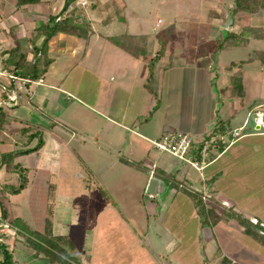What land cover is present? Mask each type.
Here are the masks:
<instances>
[{
  "label": "crops",
  "instance_id": "0c3cea01",
  "mask_svg": "<svg viewBox=\"0 0 264 264\" xmlns=\"http://www.w3.org/2000/svg\"><path fill=\"white\" fill-rule=\"evenodd\" d=\"M79 1L85 2V5L81 6L83 12L77 7ZM79 1L74 0L61 13L64 0H0V154L28 148L26 145L31 142V139L24 142L21 138L9 140L5 136H12V133L17 132L19 136L27 138L32 131H37L41 144L33 153L39 149L47 151L46 154L51 152L47 156L53 162L62 161L73 167L77 164L88 168V161L99 157L101 163L109 167L119 163L133 167V164H126L123 160L132 163L134 161L119 154L120 152L145 156L149 147L154 148L152 141L157 140L166 130H180L191 137L188 155L199 161L200 153L204 151L203 163L195 168L197 174L192 177L189 172L181 173V166L178 164L161 165L153 161L147 187V194L153 196L145 195L146 199L151 201L146 204L147 208L153 212L159 195L170 190V182H176L185 192L194 184L204 185L203 182L208 179L212 180L210 183L214 188L213 196L228 202L230 209L245 213L241 215L251 214L253 209L246 207L242 201L250 197L255 200L253 194L264 191V182H258L257 179L258 190L251 188L247 194L246 189L250 187L248 178L242 177L247 169L253 167V155L248 152L253 145L251 140L247 141L252 135L242 130L246 126L247 117L255 110L254 113L259 115L260 111L257 108L252 109L244 99L230 95L229 78L236 67H226L235 62L229 60V65L225 67L228 70L225 71L224 68V76H220L217 74L218 68L214 69L217 56L212 57L211 48L205 47L199 51L198 45L208 43V40L220 39L223 30L234 31L237 28L239 31L245 27L262 29L264 24H261V17L264 9L251 14L237 12L229 15V21L224 25L225 20L219 17H225L224 10L231 7L232 0H199V8L202 11L200 17L204 19H187L190 24L199 25V28L188 26L187 33L190 28L191 34H197L199 30L204 33L194 39L197 40L194 47L186 41L184 48L169 42L166 36L162 37L165 40L163 50L154 63L151 90H147L144 87L146 64L158 49V34L151 35L141 27L139 31L128 32V20L124 15L126 5L121 0ZM222 1L225 3L222 4ZM90 2H93V8L89 7ZM72 7L81 12L80 17L86 22L89 30L88 35L82 38L56 32L46 40L44 54H40L38 50L36 55V48L41 49L45 39L43 27L51 25L49 18H63ZM157 24H161L158 19L154 25ZM171 28L173 29V26ZM124 34L132 35L137 45L144 47V56L130 55L108 40L111 36L119 37ZM222 49L224 48L219 49V52ZM256 51L264 52L263 49H253L251 55L247 54L246 58L239 61L247 60ZM37 57L39 70L45 59H48L49 63L36 79L20 77L18 69L15 73L10 72L17 65L28 64ZM251 62H257L259 66L254 71L258 75L256 81L261 85L264 81V62L258 59ZM214 71L215 75L211 74ZM182 73L186 79L189 78L186 94H181L174 88V83H171V77ZM240 82L245 93L244 82ZM213 83H218L219 92L223 97L213 98ZM195 86L197 88H194ZM11 92L18 95L14 101L10 100ZM196 92H199L198 95ZM159 99H162V102H159ZM164 99H171V102ZM236 118H239L240 122ZM97 123L102 125L101 129L87 130L88 126ZM84 124L87 127H84ZM254 124L255 129L260 127L258 123ZM256 136H264V132H256ZM240 141L242 144L237 145L236 142ZM36 143L37 140L34 144ZM18 156L13 158L14 163H18ZM0 173L4 174L3 171ZM164 175L167 179L162 181L160 176ZM226 175L228 177L224 182L222 178ZM163 185L166 188H163ZM226 187H231L233 193L227 194L224 190ZM238 193L243 195V198L238 197L242 201L234 200ZM49 194L48 189L47 195ZM107 204L114 208L113 204ZM254 207V210L258 209L257 206ZM104 208H107L104 214L111 213L107 205ZM117 220L121 221L120 218ZM121 222H117L121 226L120 231L130 239L126 245L127 250L134 255L135 249L141 250L143 247L138 231L131 226H122ZM233 229L237 232L236 228ZM111 237L103 236L102 246L105 243L104 246L108 248ZM19 238H22V235ZM85 245L90 248V244L85 242ZM114 245L115 243L113 248ZM226 248L230 251L228 245ZM18 251V255H12L15 263L49 264L42 253L32 256L33 250L27 245L22 244V250ZM252 256L255 257L253 254ZM17 258L20 261H17Z\"/></svg>",
  "mask_w": 264,
  "mask_h": 264
},
{
  "label": "rangeland",
  "instance_id": "374dc122",
  "mask_svg": "<svg viewBox=\"0 0 264 264\" xmlns=\"http://www.w3.org/2000/svg\"><path fill=\"white\" fill-rule=\"evenodd\" d=\"M121 1L126 5L124 15L128 20L126 28L128 32H135L142 28L151 35L156 33L161 34V38L166 36L169 38V42L182 45L183 48L186 41L194 47L197 41L194 39H198L201 33H204L203 30H199L200 32L197 34H191V28L193 26L199 28V25L190 24L187 20L191 18L204 19V17H200L202 11L199 8V0ZM224 1L222 4L225 3ZM81 6L83 7L79 1L77 7L83 12ZM224 11H226L225 17L219 18L225 20V25L229 21L227 18L230 11L228 9ZM262 16L261 24H264V11ZM157 19L161 24L155 26L154 23ZM205 19H207L206 16ZM190 25L191 28L187 33V27ZM260 30L264 32V27ZM226 32L229 31L221 32L222 38L226 36ZM230 32L233 34L230 40H234L238 45L223 47L224 49L219 52V49L216 48L217 40L214 39L208 40V43L199 44V48L197 47L199 51L205 47L211 48L212 57L217 56L214 69L218 68L217 74L220 76H224L225 71L228 70L225 67L229 65V60L238 63L239 60L246 58L247 54L251 55L253 49L264 50V40L252 38L250 31L243 29L238 31L235 28ZM187 34H189L188 37ZM168 48H170L169 45ZM231 67H236L235 71L240 73V81L244 82L242 83L245 93L240 97L236 96V98L244 99L252 109L257 108L260 111L259 115L254 113L255 110L254 114L247 117L246 126L242 130V132H249L252 135L247 141L251 140L253 145L251 151L248 150L249 154L253 155V167L247 169L242 177L248 178L247 182L250 185L246 189L248 194L251 188L258 190L257 179L258 182H264V136H256V132H264V81L261 85L256 81L258 75L254 70L259 67L257 62L239 66L232 65ZM184 73L171 75L173 76L171 83H174V88L178 89L181 94L185 93L188 88L187 79L189 78L186 79ZM214 73L215 71L211 74ZM211 90L215 91L214 99L223 97L219 92L218 83H213ZM198 93L195 94L198 95ZM164 100L171 102V99ZM159 102H162V99H159ZM236 120L240 122L239 118ZM254 122L260 125L258 129H255ZM84 127L87 126L84 124ZM87 128V130L91 128L98 131L102 125L97 123ZM175 131L186 133L180 130ZM1 136L4 137V135ZM5 137L9 140L12 138L20 140L21 138L24 142L29 140L19 136L17 132L12 133V136ZM36 140L37 137L32 138L26 146L33 147ZM239 143L242 144V141L236 142L237 145ZM46 152L39 149L35 154L33 151H29L18 156L19 165L28 169L25 173L26 186L15 194L0 190V213L2 211L4 215L2 218L0 214V229H7V231L0 230V243L5 246L6 250L11 251V257L18 255V250H22V244L27 245L25 236L29 233L26 230H20V232L11 226L12 218L18 217L28 226V229L39 233L43 230L45 217H48L52 233L63 235L72 243V249L68 254L76 260V264H218L222 256L230 259L227 264H264V248L243 234L236 222L230 219L228 213L232 208H229L228 202H223L213 196L214 188L210 183L212 180L206 179L203 182L204 185L200 186L194 184L190 190L194 193V197L201 199V205L205 208L211 207L212 212L214 211L216 218L213 223L203 221L208 215L207 211L197 204L200 208V211L197 212L192 204L191 196L186 194L176 182L168 184L169 191L158 193L160 194L159 199L168 195L162 201L157 199L153 212L147 208L146 204L151 203L145 196L152 172L151 163L157 161L161 165L178 164L181 166V173L189 172L193 177L197 174L195 168L190 167L184 160H180L168 152L149 147L145 156H137V153L133 152L130 155L123 151L119 153L130 157L134 161L133 167L121 163L109 167L103 165L98 157V159L91 158L88 161L89 167L86 168L77 164H74L76 167H73V165L64 164L62 161L53 162L47 156L51 152L47 154ZM2 171L4 176L0 173V186L3 183L10 185L17 181L16 174H6L3 166L0 168V172ZM226 177L228 176L223 177L222 181L225 182ZM160 179L166 180L167 176H160ZM250 181H252L251 184ZM49 187L53 192L47 195ZM164 187L165 185H163ZM102 190L106 193L105 195L101 193ZM224 190L227 194L233 193L231 187H226ZM219 192H221L220 189ZM253 196L255 200L250 197L251 199L242 201L238 197L243 198V195L238 193L234 200L245 202L246 207L253 209L251 214L245 216L246 218L252 222L259 221L264 226V191L255 193ZM107 203L113 204L114 208ZM106 205L110 208L111 213L104 214L107 211V208H104ZM254 206H257L258 209L254 210L256 208ZM103 208L104 210H102ZM232 211L236 212V209ZM240 214L245 213L240 212ZM118 218L123 222L117 220ZM117 222H121L122 226H131L135 231H138L143 247L141 250L135 249L134 255L128 252L126 245L129 243V237L122 234L121 226ZM233 228H236L241 236ZM19 234L22 235V238H19ZM104 234L107 237L116 236L111 237L108 248L104 246L105 243L102 246ZM225 241L230 251L226 248ZM85 242L90 244V248L85 245ZM114 243L115 247L113 248ZM230 243L231 245H229ZM16 260L20 261L19 258ZM11 261L14 262L13 259Z\"/></svg>",
  "mask_w": 264,
  "mask_h": 264
},
{
  "label": "trees",
  "instance_id": "16d2710c",
  "mask_svg": "<svg viewBox=\"0 0 264 264\" xmlns=\"http://www.w3.org/2000/svg\"><path fill=\"white\" fill-rule=\"evenodd\" d=\"M21 2H31L32 0H20ZM74 0H64V4L61 10V13L64 12L67 7L73 2ZM92 1V0H90ZM90 8H93V2H90L89 4ZM264 9V1L263 0H232L231 7L228 8L230 11V15H233L237 12H245V13H255L258 10ZM80 12L76 9V7H72L70 10H68L63 18H60L58 20H55V17H50L49 21L51 22V25L48 27H43V30L45 32V39L44 43L41 46V49L36 48L35 53L38 55V50H40V54H44V45L46 40L56 32H62L65 34L74 35L77 37L85 38L86 35H88V27L86 22L82 20V17H80ZM244 30L250 31L252 36L254 38H262L264 39V32H262L258 28H251V27H245ZM233 37L232 32H226L225 37H221L220 39H217V49H221L226 46H236L238 45L237 42L234 40H230V38ZM108 40L112 42L114 45L120 47L127 53L133 56H144V47L138 46L137 42L134 41L132 38V35L124 34L119 37H109ZM158 49L154 53L150 59H148L146 64V77L144 80V87L147 90H151V81H152V72L154 63L157 60V58L160 56L163 50L164 42L165 40L161 38L160 35H158ZM207 46V45H206ZM203 49V48H202ZM11 53V50L9 51V54ZM260 56V57H259ZM10 59V58H8ZM254 59H258L260 62H264V52L263 51H256L254 55L247 60L239 61L238 63H231L226 68H230V66L235 65L239 66L245 62H251ZM7 60V58L5 59ZM4 60V61H5ZM37 59L35 58L32 62L24 65H17L16 67L11 69V73H15L16 69L19 70V76L27 78L28 80H34L36 79L39 74H41L44 70L47 64L49 63L48 59H45L42 63L41 70L38 68ZM9 61V60H8ZM240 73L238 71H235L230 75L229 81L231 82V92L232 96L240 97L243 95V88L240 82ZM1 112V110H0ZM1 122V120H0ZM37 137V143L34 144L33 147L25 148L21 150H16L8 153H1L0 154V168L4 167V172L8 175L16 174L18 176V179L15 183L7 185V183H3L0 186V190L3 192H8L11 194H15L19 192L22 188H24L27 184V178H26V168L21 167L18 163H13V158L15 156L27 153L29 151H33L37 149L41 141L39 140V134L37 131H32L30 134H28L27 138L30 140L32 138ZM195 159V158H194ZM126 164L132 165V162L123 160ZM52 188L49 187L50 194L52 193ZM186 194L191 196L192 198V204L194 208H196V211H200L199 206L204 208L207 211V216L204 218L203 221L213 223L215 222V213L212 212L211 207L205 208L203 205L200 204L201 199L194 197V193L191 190H185ZM101 193L105 195L106 193L102 190ZM202 203V202H201ZM199 204V206L197 205ZM1 209V207H0ZM49 213V212H48ZM1 217L3 218V212L1 211ZM230 219L234 220L236 224L241 228V232L248 236L252 241L256 242L260 246L264 248V226L261 225L258 222H252L249 218H246L244 215H241L238 212L235 211H229L228 213ZM202 221V222H203ZM12 225L14 226L16 230L20 231H28L26 241L27 246L33 250L32 256H37L38 253H42L48 260L49 264H76V260L71 257L68 252L72 249V243L66 239L63 235H52V230L50 228V222L48 217H45L44 219V226L43 230L41 232H37L35 230L28 229V226L22 222L18 217H13L11 220ZM0 253L2 260L0 261V264H14L15 262H12L11 254L8 250H6L5 246L0 243ZM229 262V259L225 256H222L218 262V264H227Z\"/></svg>",
  "mask_w": 264,
  "mask_h": 264
},
{
  "label": "built area",
  "instance_id": "2783aa9c",
  "mask_svg": "<svg viewBox=\"0 0 264 264\" xmlns=\"http://www.w3.org/2000/svg\"><path fill=\"white\" fill-rule=\"evenodd\" d=\"M81 5H84V1H80ZM12 77V76H11ZM18 98L17 93L11 92L10 100L14 101ZM152 145L158 151H165L170 153L172 156L188 162L192 167L197 168L203 163L204 151L200 153V160L191 158L188 152L191 147V137L179 131L166 130L157 140L152 141ZM148 197L153 195L148 193Z\"/></svg>",
  "mask_w": 264,
  "mask_h": 264
}]
</instances>
